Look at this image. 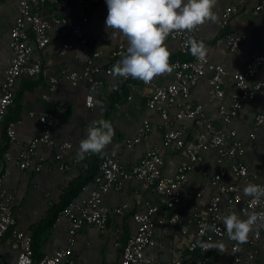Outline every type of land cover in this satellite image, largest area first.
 Masks as SVG:
<instances>
[{
    "label": "crops",
    "instance_id": "crops-1",
    "mask_svg": "<svg viewBox=\"0 0 264 264\" xmlns=\"http://www.w3.org/2000/svg\"><path fill=\"white\" fill-rule=\"evenodd\" d=\"M262 0H216L214 12L215 21L205 22L199 30V41L206 49L209 59L221 65L227 72L224 77L225 95L222 101L217 100L208 83L209 74L191 90L189 99L182 101V106L192 107L200 104L203 107L204 121L211 123L217 130L222 131L227 137L234 131L237 139L243 142L245 152L242 162L246 165L250 180L243 181L230 174L224 179L225 183L236 184L243 194V188L248 184L264 182V129H256L254 117L264 113V63L258 71L252 83L260 88L253 102L247 103L239 111L237 117L230 124H224L218 115V107L221 102L228 103L234 88L232 74L242 68L252 55L264 56V8L257 14L253 11ZM232 5L238 8V12L232 15L227 31L241 37L239 48L230 51L217 43L222 34L220 29L221 13L225 7ZM37 12L46 20L51 21L55 17L68 21H77L82 15L74 5L63 6L61 4L47 3L37 8ZM108 9L105 1L98 4L95 9L86 14L87 22L84 31L88 44L74 45L64 57L59 56L62 38L56 26L50 29V43L44 50L34 51L32 60H39L49 76L60 77L61 73L68 71L82 73L86 67L87 57L93 52H102L95 64L104 69L108 65V53L119 44L125 46L127 51V38L118 31L107 29L105 19ZM18 16L17 0H0V87L4 80V73L11 60L9 47V33ZM106 38L107 40H103ZM165 46L170 53L169 64L179 57L177 44L167 41ZM126 54V53H125ZM101 85L94 89L90 83L80 80L76 85L60 79L54 92H49V81L43 76L21 77L14 88V102L8 109L5 124L0 125V151L7 137L5 127L8 122H17L15 127L16 140L8 144V148L0 155V175L3 177V186L16 198L14 205V217L19 229L30 233L39 223L48 217V213L56 205L65 187L85 171L84 165L88 164L89 156L79 159L77 150L81 140L86 138L87 129L93 122L105 119L108 115L114 127L112 142L102 151L103 154L116 150L119 152L120 163L125 169H130L141 158L144 149L157 150L164 158V172L174 171L175 166L182 158L181 151L171 150L162 145V134L167 128L179 129L188 126L185 121H172L163 124L157 112L146 108V99L151 94L152 88L138 79L130 81L133 84L126 99L119 98L111 102L112 87L115 80L104 71L96 77ZM174 81L173 71L165 72L154 77L150 82L164 86ZM120 90V87H119ZM118 90V91H119ZM48 95L45 100L42 96ZM88 95L93 97V107H86L85 100ZM60 104L66 105V111L61 115L60 123L53 131L55 146L48 148L39 146L38 155H43V169L39 173L33 170H20L17 165L19 151L29 141L40 134L38 115L43 112L57 114ZM55 111V112H54ZM33 113V116H30ZM148 120L152 132L141 145L133 146L128 150H122L118 143L125 142L137 136L139 125ZM189 128V127H188ZM184 136V149L192 147L193 129ZM253 133L254 137L249 135ZM230 140V137H228ZM69 142L70 150L64 153L65 162L71 166L69 170L60 172L54 161L56 145ZM8 152L11 160L4 159L3 154ZM215 169L214 155L206 157L204 162L196 164L189 174L188 187L195 192L202 191L200 197H184L178 206L180 215L177 225L157 224L154 239L155 245L145 249V256L153 264H170L171 260L178 256L179 251L188 243L200 244L197 236V227L193 222V214L204 210L210 198L215 194V188L208 183V178ZM254 177V179H253ZM78 199H82L94 188L93 182L84 186ZM103 204L108 209L128 204L123 215L112 214L109 217L105 230H98L92 226H83L79 230L72 248L71 258L74 264H117L121 258V250L116 242L124 243L135 233V224L132 220L134 213L143 211L146 205H155L161 208L160 199L153 194L144 183L129 181L122 185L119 191H109L103 195ZM162 213V211H161ZM153 219L157 222L160 215ZM184 231V232H183ZM68 224L59 214L52 228L39 235L36 248V260L53 253L56 249L66 247ZM217 241L223 242L222 248H212L208 251V257L212 264H235L232 259L230 245L227 240L215 238L211 244ZM254 264H264V234L255 249ZM247 251L243 246L241 256ZM200 255L199 249L194 256ZM0 258L4 264H12L15 254L11 251L7 240L0 243Z\"/></svg>",
    "mask_w": 264,
    "mask_h": 264
},
{
    "label": "built area",
    "instance_id": "built-area-1",
    "mask_svg": "<svg viewBox=\"0 0 264 264\" xmlns=\"http://www.w3.org/2000/svg\"><path fill=\"white\" fill-rule=\"evenodd\" d=\"M105 0H17L18 16L9 33V47L11 60L4 73V80L0 87V125L5 124L8 109L14 102V88L21 77L43 76L49 81V92H54L60 79L76 85L80 80H85L94 89L101 85L96 78L102 71L114 78L113 91H118L122 82L126 83L128 91L133 87L130 77L114 75V65L126 53L125 46L119 44L112 49L108 55V65L101 69L95 64V60L102 55L101 51L88 55L86 67L83 72L72 73L65 71L60 77L49 76L39 60H32V54L37 50H44L50 43V29L56 26L62 38L59 56L64 57L67 52L76 44L86 46L88 39L84 31V24L87 22L88 13ZM243 1V0H239ZM47 3L61 4L63 6L74 5L84 16L77 21H68L64 18L55 17L51 21L44 19L37 8ZM264 8L262 0L254 9L257 14ZM238 12L236 6L229 5L221 13L220 29L221 36L217 43L224 45L230 51L239 48L241 37L233 32L227 31L229 21ZM207 22V21H206ZM203 25V24H202ZM202 25L192 31L174 32L169 34L167 41L177 44L179 56H190L188 60L174 59L170 66L173 71L174 81L164 86H159L150 81L147 84L152 88L151 94L146 99V108L157 112L163 124L172 121H185L190 123L179 129L167 128L162 134V145L166 148L182 152V158L175 166L174 171L164 172L165 161L163 156L153 149H144L141 158L130 169H125L120 163L119 152L111 150L103 154L98 168V173L93 180L94 188L82 199L74 200L67 205L60 215L68 224V236L66 247L56 249L53 253L44 256L36 263L33 260L32 237L30 233L18 228L14 217V205L16 198L13 193L3 186V177L0 175V243L7 240L11 251L15 254L12 264H74L71 255L75 239L81 227L92 226L98 230H105L110 215H123L128 204L108 209L103 204V195L109 191H119L125 182H142L146 187L160 199L161 208L155 205H146L143 211L133 214L132 220L135 224V233L128 237L124 243L116 242L121 250V258L117 264H153L145 256V249L155 245L154 234L157 224L177 225L180 215L178 206L184 197H200L202 191L195 192L188 187L189 174L196 164L204 162L207 156L214 155L215 169L208 178V183L215 188V194L210 198L208 204L201 212L193 214V222L197 227V236L201 240L196 243L186 244L177 257L171 260L170 264H212L207 256L209 245L215 238L225 239L230 245L232 259L235 264H254L255 249L259 245L264 234V223L257 221V224L249 232L245 242L240 243L228 239L227 232L223 226V218L235 212L240 218L247 219L252 212H264V198L259 200L250 196L244 197L236 184L225 183L224 179L228 174L234 175L243 181H249L250 175L246 165L242 162L245 146L237 139L234 131L228 137L220 130H217L211 123L203 119V107L200 104L192 107L182 106L181 102L189 99L191 90L209 74L208 83L213 91L214 97L222 101L225 95L224 77L226 70L206 55L200 58L194 57L190 52L191 40L199 41V30ZM103 40H107L103 38ZM264 63L263 55H252L244 66L232 74L234 90L229 97L228 103L221 102L218 107V115L224 124H230L244 105L255 99L259 85L252 83V80L261 69ZM48 100L49 96H42ZM86 107H93V97L88 95L85 100ZM66 105L60 104L57 114L43 112L38 115L40 134L32 138L23 147L17 156V165L20 170H33L41 172L44 164L43 155H38L39 146L52 148L53 131L60 123L61 115L66 111ZM30 113V116H33ZM17 122H8L5 127V135L9 143L16 140L15 127ZM169 125V124H166ZM256 129H264V113L254 117ZM193 129L192 147L184 149V135L189 128ZM152 132L151 124L144 120L138 128L137 136L117 146L123 151L136 145H141ZM250 138L254 134L249 135ZM72 144L69 142L56 145L54 161L57 163V170L67 171L70 164L65 162L64 153L70 150ZM4 159L9 161L11 157L8 152L3 154ZM89 156V155H87ZM88 164L84 165L85 170ZM254 179V177H253ZM256 185L264 188V182H256ZM85 191V187L82 188ZM162 211V213H161ZM160 215V220L155 221L153 217ZM210 225H215L216 230L212 231ZM184 232V231H183ZM247 251L243 256L239 254L242 247ZM199 249L200 255L194 256ZM0 264H4L0 258ZM158 264V263H156Z\"/></svg>",
    "mask_w": 264,
    "mask_h": 264
},
{
    "label": "clouds",
    "instance_id": "clouds-1",
    "mask_svg": "<svg viewBox=\"0 0 264 264\" xmlns=\"http://www.w3.org/2000/svg\"><path fill=\"white\" fill-rule=\"evenodd\" d=\"M108 14L107 29L118 31L127 38L126 54L114 65V75L131 77L145 83L154 77L171 71L170 53L165 40L174 32L192 31L206 21H215L216 0H105ZM194 57L205 55V47L196 40L189 41ZM114 127L108 120L93 122L87 129L86 138L81 140L77 150L79 159L101 153L114 137ZM243 194L253 199L264 198V188L248 184ZM264 223V212H252L242 219L235 212L223 218V226L229 240L243 243L257 224ZM212 231L215 225L209 226ZM207 248H222L223 242L205 245Z\"/></svg>",
    "mask_w": 264,
    "mask_h": 264
},
{
    "label": "trees",
    "instance_id": "trees-1",
    "mask_svg": "<svg viewBox=\"0 0 264 264\" xmlns=\"http://www.w3.org/2000/svg\"><path fill=\"white\" fill-rule=\"evenodd\" d=\"M190 57H191V55L190 56H179L178 58L182 59V60H188ZM128 92L129 91L127 89L126 83L122 82L120 84V90L115 92L113 94V96L111 95V97H110L111 102L115 101V100L118 101L119 98L126 99L128 96ZM256 95H257V93H256ZM255 98H256V96H255ZM54 114H56V113H54ZM104 120H108L107 114H105ZM8 144H9V141L7 139L5 144L1 145L2 150L0 151V155L8 148ZM101 158H102V152L99 154L89 155V162H88L87 169L84 171V173L82 175L75 178L73 181H71L69 183L68 186L65 187L64 191L62 192V194L60 196L59 202L56 205H53V207L51 208V210L48 213L49 214L48 217L44 221L39 223L37 225V227H35V229L33 230L31 237H32L33 260L35 263L37 262V261H35L36 260L35 259L36 258L35 253H36V248L38 247L37 241H38L39 235L44 234L47 231H49L52 228L57 217L59 216L60 212L67 205H69L72 201H74L75 199L78 198L79 194L81 193L82 188L85 185L93 182L95 176L98 173V168H99V163H100ZM234 177H236V176H234ZM236 178H238V177H236Z\"/></svg>",
    "mask_w": 264,
    "mask_h": 264
}]
</instances>
